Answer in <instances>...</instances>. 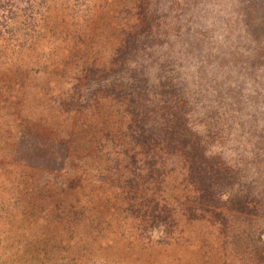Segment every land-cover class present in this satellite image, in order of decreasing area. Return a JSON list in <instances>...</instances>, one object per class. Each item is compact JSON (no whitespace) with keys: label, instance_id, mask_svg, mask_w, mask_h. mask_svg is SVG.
<instances>
[{"label":"rangeland","instance_id":"obj_1","mask_svg":"<svg viewBox=\"0 0 264 264\" xmlns=\"http://www.w3.org/2000/svg\"><path fill=\"white\" fill-rule=\"evenodd\" d=\"M0 32V264H264V0H0Z\"/></svg>","mask_w":264,"mask_h":264},{"label":"trees","instance_id":"obj_2","mask_svg":"<svg viewBox=\"0 0 264 264\" xmlns=\"http://www.w3.org/2000/svg\"><path fill=\"white\" fill-rule=\"evenodd\" d=\"M4 28H7V27H4ZM12 31H13V29H9L8 31H7V33L8 34H13L12 33ZM15 33H17V31H14ZM0 35L2 36V32H0ZM133 37H135V34L133 35H131V34H128V36H127V38L124 40V43L126 44L127 42L129 43L130 41H129V39H132ZM23 48H24V46H23ZM203 195H204V191H203ZM203 195H202V198H203ZM237 235H239V234H237ZM245 238V237H247V236H245V234L243 233L242 235H240V238ZM256 237V235H254V238ZM254 238H253V241H254Z\"/></svg>","mask_w":264,"mask_h":264}]
</instances>
